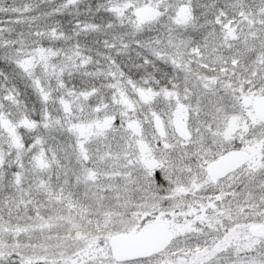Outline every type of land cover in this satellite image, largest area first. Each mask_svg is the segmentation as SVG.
<instances>
[{
  "label": "snow or ice",
  "instance_id": "6c2138e0",
  "mask_svg": "<svg viewBox=\"0 0 264 264\" xmlns=\"http://www.w3.org/2000/svg\"><path fill=\"white\" fill-rule=\"evenodd\" d=\"M0 264H264V0H0Z\"/></svg>",
  "mask_w": 264,
  "mask_h": 264
}]
</instances>
